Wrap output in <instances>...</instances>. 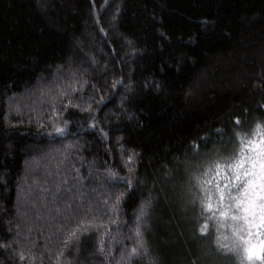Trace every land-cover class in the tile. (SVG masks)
<instances>
[{
  "label": "trees",
  "instance_id": "trees-1",
  "mask_svg": "<svg viewBox=\"0 0 264 264\" xmlns=\"http://www.w3.org/2000/svg\"><path fill=\"white\" fill-rule=\"evenodd\" d=\"M261 131L264 0H0V264H248L217 165Z\"/></svg>",
  "mask_w": 264,
  "mask_h": 264
},
{
  "label": "snow or ice",
  "instance_id": "snow-or-ice-1",
  "mask_svg": "<svg viewBox=\"0 0 264 264\" xmlns=\"http://www.w3.org/2000/svg\"><path fill=\"white\" fill-rule=\"evenodd\" d=\"M236 124L239 126V118H236ZM257 129L262 126L256 125ZM62 132L63 129H56ZM258 142H249L252 147V154L247 157L236 159L226 166L217 165L218 176L223 183V187L217 185L218 199L216 208L219 211L217 219L230 217L233 222H238L239 228L234 231L246 232L247 239L240 236V240L244 242V252L247 260L255 259L264 260V239H260L254 243L255 236L264 237V131L260 133ZM131 159V157H129ZM231 170V177L223 168ZM234 179L237 184L230 181ZM242 185V186H241ZM236 187L238 194L233 196L230 189ZM227 194V195H226ZM227 199V203H225ZM234 201V203H233ZM148 202L141 206L140 214H144ZM202 209L213 210L211 197L201 200ZM205 229L202 227L201 232ZM137 237L141 236L139 226L136 229ZM141 246H142V242ZM217 245H220L218 238ZM226 247V246H224ZM138 255L135 248L132 249L129 256Z\"/></svg>",
  "mask_w": 264,
  "mask_h": 264
},
{
  "label": "rangeland",
  "instance_id": "rangeland-1",
  "mask_svg": "<svg viewBox=\"0 0 264 264\" xmlns=\"http://www.w3.org/2000/svg\"><path fill=\"white\" fill-rule=\"evenodd\" d=\"M252 154V147H250L249 148V151H247V152H245V153H243V155L241 154L238 158H236V159H240V158H242V157H247V156H249V155H251ZM236 159H234V160H231V162L230 163H232V162H234ZM223 170H225V171H227L228 172V174H229V176L231 177V170L230 169H226V167L225 168H223ZM221 180V179H220ZM221 182V181H220ZM232 184H237V182L234 180V179H232L231 181H230ZM222 183V182H221ZM221 183H217V185L219 184L221 187H223V183L221 184ZM217 185L215 186L216 187V189H217ZM235 189V187H233V188H231L230 189V191H231V194L233 195V196H235V195H237L236 193H234V190ZM217 194V193H216ZM217 197H218V194H217ZM226 203H227V201H226ZM233 203H234V201H233ZM215 207V206H214ZM218 217V216H217ZM217 217H216V219H217ZM227 220H230L231 222H229L230 223V228H231V230L230 231H232L231 233H232V235H230V236H232L234 239H236V241H237V243H238V245L239 246H242V248H243V253L245 254V252H244V242L243 241H241L240 240V236H244L245 237V239H247V233L246 232H239V231H234V229H238L239 228V224H238V222H233L231 219H230V217H228L227 218ZM232 227H234V229L232 228ZM220 236V237H219ZM228 236V235H227ZM226 235H223V236H221V235H217V240H218V238H219V240H220V238L221 239H224V240H226V238H228ZM260 239H264V237H261V236H255L254 238H253V242L254 243H256V242H258ZM233 243V242H232ZM234 244V243H233ZM226 249H228L227 247H225ZM232 249V248H231ZM244 257H245V260H246V262L248 263V264H264V260H260V259H255V260H253V261H249V260H247V258H246V256L244 255Z\"/></svg>",
  "mask_w": 264,
  "mask_h": 264
}]
</instances>
